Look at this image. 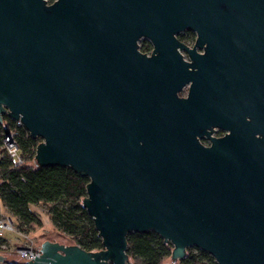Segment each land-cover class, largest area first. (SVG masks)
Here are the masks:
<instances>
[{
	"label": "water",
	"instance_id": "1",
	"mask_svg": "<svg viewBox=\"0 0 264 264\" xmlns=\"http://www.w3.org/2000/svg\"><path fill=\"white\" fill-rule=\"evenodd\" d=\"M3 115L39 167L88 178L102 244L45 239L24 264H130L131 232L264 264V0H0Z\"/></svg>",
	"mask_w": 264,
	"mask_h": 264
},
{
	"label": "trees",
	"instance_id": "2",
	"mask_svg": "<svg viewBox=\"0 0 264 264\" xmlns=\"http://www.w3.org/2000/svg\"><path fill=\"white\" fill-rule=\"evenodd\" d=\"M194 33L185 31L178 38L185 42L194 41ZM144 40L141 51L149 49ZM17 130V145L23 163L15 165L2 147L5 133ZM39 139L32 138L16 121L6 115L0 123V204L16 222L21 233L41 226L40 218L30 205H45L50 225L60 235L86 251L102 248L101 239L94 228L92 219L81 205L86 195L88 178L75 173L69 167H39L34 160L35 147ZM127 255L130 264H162L170 257L172 245L154 232L128 233ZM189 250V249H188ZM181 264H215L213 258L200 249L187 251ZM5 264H24L7 261Z\"/></svg>",
	"mask_w": 264,
	"mask_h": 264
},
{
	"label": "rangeland",
	"instance_id": "3",
	"mask_svg": "<svg viewBox=\"0 0 264 264\" xmlns=\"http://www.w3.org/2000/svg\"><path fill=\"white\" fill-rule=\"evenodd\" d=\"M185 34V31L182 32L180 35ZM195 35V34H194ZM195 38V37H194ZM144 39H141L139 41V46H141L143 44ZM193 42L189 43L188 45H192ZM183 92H185L183 90ZM38 210L40 211V214H36L40 220H41V226H35L33 231L27 232V233H21L17 230L15 232H11V233H7L5 234V237L7 239H9V241H6V245H4V247H2V245H0V253L4 254L7 258V261H13V262H21L23 261V259L20 257L19 254L16 253L15 251V245L21 244V243H30L32 242V244H34L35 247H39V244L45 240V239H49L51 241H59V242H63L65 244H73L68 238H66L63 235H60L55 229L52 228V226L50 225V222H46L44 220L41 219V215L43 214L44 216L47 215L48 213V209L45 205H40L37 206ZM0 213H7L3 210L1 204H0ZM8 214V213H7ZM15 221V220H14ZM15 227H16V222H15ZM195 247H191L189 248V250L187 249V251H192L195 252ZM169 258H167L166 260H164V262L162 264H166L168 263ZM5 264V263H4Z\"/></svg>",
	"mask_w": 264,
	"mask_h": 264
},
{
	"label": "built area",
	"instance_id": "4",
	"mask_svg": "<svg viewBox=\"0 0 264 264\" xmlns=\"http://www.w3.org/2000/svg\"><path fill=\"white\" fill-rule=\"evenodd\" d=\"M16 123L17 126H21L18 122ZM17 135V130H10L5 133L2 139V147L6 154L13 160L14 164L20 165L23 163V158L19 154L16 141ZM38 214H40V211ZM15 231L16 227L14 219L7 213H0V245H2V247L6 245L5 234ZM15 251L20 255L23 261L31 260L35 258V255H39V247H35L32 242L15 245Z\"/></svg>",
	"mask_w": 264,
	"mask_h": 264
},
{
	"label": "flooded vegetation",
	"instance_id": "5",
	"mask_svg": "<svg viewBox=\"0 0 264 264\" xmlns=\"http://www.w3.org/2000/svg\"><path fill=\"white\" fill-rule=\"evenodd\" d=\"M54 0H47V2L48 3H51V2H53ZM187 44H189V43H187ZM149 49L147 50V51H141V52H143V53H147V54H150V52H151V50H152V46L150 45V43H149ZM139 49H140V46H139ZM185 92H181V94L180 95H186V93H187V87L186 88H184L183 89ZM226 133V131L224 130V129H221V128H218V127H214L213 128V132H212V134H211V136L212 137H221V136H223L224 134ZM198 139H199V141H200V143H202L203 145H205V146H207V145H210L211 144V141H210V139L208 138V137H206L205 135L203 136V137H198ZM186 254H187V251H186ZM209 255V254H208ZM186 256V255H185ZM184 256V257H185ZM183 257V258H184ZM212 257V256H211ZM182 258V259H183ZM213 258V257H212ZM182 259H177V260H172V259H170V257H169V261H168V263H166V264H181L180 263V261L182 260ZM213 260H214V258H213ZM214 262H215V264H218V263H216V261L214 260ZM165 264V263H164Z\"/></svg>",
	"mask_w": 264,
	"mask_h": 264
},
{
	"label": "crops",
	"instance_id": "6",
	"mask_svg": "<svg viewBox=\"0 0 264 264\" xmlns=\"http://www.w3.org/2000/svg\"><path fill=\"white\" fill-rule=\"evenodd\" d=\"M30 209L32 210V211H34L35 213H39V210H38V207L36 206V205H30ZM41 219L42 220H44V221H46V222H49V217H48V215H46V216H44L43 214L41 215ZM5 240L8 242L9 241V239H7L6 237H5Z\"/></svg>",
	"mask_w": 264,
	"mask_h": 264
},
{
	"label": "clouds",
	"instance_id": "7",
	"mask_svg": "<svg viewBox=\"0 0 264 264\" xmlns=\"http://www.w3.org/2000/svg\"><path fill=\"white\" fill-rule=\"evenodd\" d=\"M22 262H24V261H22Z\"/></svg>",
	"mask_w": 264,
	"mask_h": 264
}]
</instances>
